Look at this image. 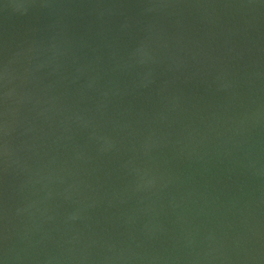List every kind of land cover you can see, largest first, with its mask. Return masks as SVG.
<instances>
[{"label":"water","instance_id":"1","mask_svg":"<svg viewBox=\"0 0 264 264\" xmlns=\"http://www.w3.org/2000/svg\"><path fill=\"white\" fill-rule=\"evenodd\" d=\"M0 264H264V0H0Z\"/></svg>","mask_w":264,"mask_h":264}]
</instances>
